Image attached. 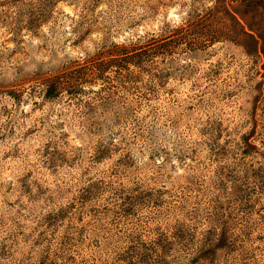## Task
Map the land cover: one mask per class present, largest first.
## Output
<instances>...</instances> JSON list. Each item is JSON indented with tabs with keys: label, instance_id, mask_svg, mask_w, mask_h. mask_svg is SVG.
<instances>
[{
	"label": "rangeland",
	"instance_id": "374dc122",
	"mask_svg": "<svg viewBox=\"0 0 264 264\" xmlns=\"http://www.w3.org/2000/svg\"><path fill=\"white\" fill-rule=\"evenodd\" d=\"M40 6L0 2V264H264V0Z\"/></svg>",
	"mask_w": 264,
	"mask_h": 264
},
{
	"label": "trees",
	"instance_id": "16d2710c",
	"mask_svg": "<svg viewBox=\"0 0 264 264\" xmlns=\"http://www.w3.org/2000/svg\"><path fill=\"white\" fill-rule=\"evenodd\" d=\"M25 0H2L0 1L2 4H10V5H15L19 2H22ZM60 1H64L67 2L68 0H38V2L41 4L40 9L36 10L34 12H28V18L25 21V25L24 27H22L21 24V20H19L17 23V27L16 29L18 30H22V29H26V30H33L36 29L39 25L42 24V22H44L45 20H47L48 16L47 14H49V11L52 7H55V5L60 2ZM14 29V28H13ZM241 33L242 35H244L245 37L251 39L252 41L255 42V46L258 44L257 40L255 39V36L253 35L252 32H247L245 31V29L243 27H241ZM135 64V63H134ZM51 90V92H55L56 88H52L50 87L47 92H49Z\"/></svg>",
	"mask_w": 264,
	"mask_h": 264
}]
</instances>
